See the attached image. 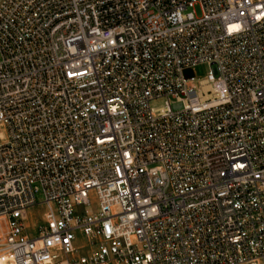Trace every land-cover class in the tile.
<instances>
[{
	"label": "built area",
	"instance_id": "2783aa9c",
	"mask_svg": "<svg viewBox=\"0 0 264 264\" xmlns=\"http://www.w3.org/2000/svg\"><path fill=\"white\" fill-rule=\"evenodd\" d=\"M0 264H264V0H0Z\"/></svg>",
	"mask_w": 264,
	"mask_h": 264
},
{
	"label": "rangeland",
	"instance_id": "374dc122",
	"mask_svg": "<svg viewBox=\"0 0 264 264\" xmlns=\"http://www.w3.org/2000/svg\"><path fill=\"white\" fill-rule=\"evenodd\" d=\"M197 14H199V11L197 10ZM209 72V67L206 65H200L194 68V77L196 80H202L205 78L206 74ZM162 102H158L156 104H154V107H158L161 106ZM182 108V105L179 103L173 104L172 105V110L174 112L180 110ZM41 195L37 196V201H41ZM42 210L41 208H35L34 211H32V214L34 215V218H39L40 214H41ZM82 243L81 240L77 241V244L80 245Z\"/></svg>",
	"mask_w": 264,
	"mask_h": 264
}]
</instances>
